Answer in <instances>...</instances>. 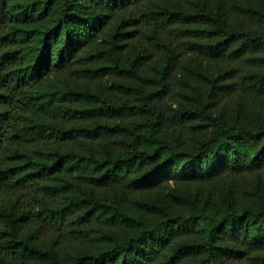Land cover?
Masks as SVG:
<instances>
[{"label": "trees", "instance_id": "obj_1", "mask_svg": "<svg viewBox=\"0 0 264 264\" xmlns=\"http://www.w3.org/2000/svg\"><path fill=\"white\" fill-rule=\"evenodd\" d=\"M246 6L0 0V264H264Z\"/></svg>", "mask_w": 264, "mask_h": 264}, {"label": "rangeland", "instance_id": "obj_2", "mask_svg": "<svg viewBox=\"0 0 264 264\" xmlns=\"http://www.w3.org/2000/svg\"><path fill=\"white\" fill-rule=\"evenodd\" d=\"M222 1L226 2L227 5L232 6V7H237V9H241L243 7L246 6V4H248L247 6L250 7H254V9H257L259 11H263L264 12V0H215V3H221ZM246 6V7H247ZM236 17L239 19H242V15H240L239 13L236 12ZM244 26L247 27V23H244ZM248 118H252L253 114H256L258 112V107L256 104H252L249 102L248 104ZM259 174V179L260 180H264V170L261 171ZM255 174H253L251 176V178L254 176ZM108 196H111L113 194V191H108L107 192ZM113 198V197H110Z\"/></svg>", "mask_w": 264, "mask_h": 264}]
</instances>
